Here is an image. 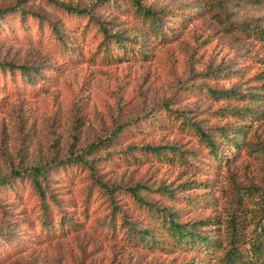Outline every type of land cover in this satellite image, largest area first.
<instances>
[{
    "label": "rangeland",
    "instance_id": "obj_1",
    "mask_svg": "<svg viewBox=\"0 0 264 264\" xmlns=\"http://www.w3.org/2000/svg\"><path fill=\"white\" fill-rule=\"evenodd\" d=\"M57 1L92 12L0 0V264H222L236 185L241 247L264 239L249 195L264 184V0H141L158 27L131 0ZM92 13L122 46L103 49ZM190 123L233 129L238 147L230 137L211 152ZM171 144L184 160L150 150ZM50 162L38 179L58 202L44 208L22 169ZM136 185L159 214L205 222L198 231L219 247L177 245Z\"/></svg>",
    "mask_w": 264,
    "mask_h": 264
},
{
    "label": "trees",
    "instance_id": "obj_2",
    "mask_svg": "<svg viewBox=\"0 0 264 264\" xmlns=\"http://www.w3.org/2000/svg\"><path fill=\"white\" fill-rule=\"evenodd\" d=\"M55 3L59 4L65 11L75 13V14H85V13H91L92 10L89 8L85 7H79L77 5H72L66 2H59L57 0H53ZM132 4L136 6V10L139 12L140 16H143L145 19L149 20L151 23L156 24V20L153 19L154 17V12L150 8L146 7L144 4H142L141 0H131ZM6 10H12V7L6 8ZM5 10V11H6ZM94 19L99 24L100 30L102 32V43L100 44L104 50H108V44L109 43H114L119 46H122V40H121V34L119 32H110L107 26L103 24L101 20H99L98 17L94 16L93 13L91 14ZM158 27V26H157ZM52 30L55 32H58V27H56L55 24H52ZM6 65H14L12 62H6ZM21 69H25L26 66L24 64H20L18 66ZM233 94V92H232ZM232 94L228 95L229 97H233ZM240 116V115H238ZM242 117V116H240ZM155 121L158 119L156 116L154 117ZM191 126L192 123H190ZM197 132H198V137L202 140L205 141V145L209 148L211 152H216L217 149L220 147L221 144V139H229L232 137L231 142H230V149L238 147V142H237V137L235 136V132L233 129L230 128H219L216 129V132L213 135H209V132H205L201 130V128L195 124L193 126ZM233 146V148H232ZM149 148V146H146ZM150 150L153 151L158 157L162 158L165 161H173L178 160L182 161L184 160V155L183 151L187 150H182V148L177 145V144H171V145H164V146H153L150 147ZM225 159H228V155L224 157ZM76 160L82 162V163H87L90 168H91V176L95 177V181L104 188L110 192V195L113 196V191L117 188V186H110L107 184L105 181L101 180L100 178L95 176V170L93 169L91 163H88L87 160L83 158V156H78L75 158ZM58 162H50L49 164H44V165H36L32 166L30 168H23L22 171L31 177L34 186L37 190L38 197L41 199V203L44 208H46L47 203L50 204L49 201H52L54 203H57L54 199V196L50 193L48 195V198L46 197V191L48 186L45 184L43 185L38 177L39 175L46 174L48 172V166H56L58 165ZM17 175H21V170H17L14 172ZM4 179V176H0V181ZM189 180H186L188 182ZM119 187V186H118ZM160 189L162 191H171L168 189V186H161ZM242 187L239 185H236L234 192V201L236 202L237 207L235 206L234 209L230 212V214L227 216L226 224H225V231L230 234V240L228 241V246L222 245L221 248L224 249L223 256L219 258L220 262L222 264H264V258H261V254L264 251V239L258 238L256 240H252L249 242L248 249L246 252H244V249L239 240L238 234H237V224L240 222V218H238V215L240 214L237 209L238 207H241V204L244 205L245 203L247 204V199L245 197H242ZM128 190L133 194V196L138 199L141 203L144 205L148 206L151 212L158 213L156 211H159V208H157L156 204H154L152 201H149L145 199L143 196L139 195L137 193V185L129 187ZM254 190V191H253ZM249 194L252 196V201L255 205H258L256 210H262L260 212L259 217L256 219L257 221H260L262 218V215L264 213V184L259 185V186H253V189H249ZM47 198V200H46ZM245 204V205H246ZM168 209V208H167ZM165 207L161 209V214L158 213V217L160 219L159 225H161L164 229L167 230V233L171 236L173 241L179 245H197V244H203L207 241H211V236L204 235L202 232L198 231V229H203L202 225L205 222L202 221H195L191 222L189 225L185 224L184 222H181L177 220L169 209L167 210ZM58 223L61 224V219L58 220ZM216 222H211V224H214ZM44 224H46V220H44ZM200 227V228H199ZM147 233H151L153 235V243L158 245L159 243L164 242L163 238L158 237L157 231H154L152 228L147 227L145 230ZM262 234H264V228L262 229ZM169 236V237H170ZM264 236V235H263ZM206 245V249L208 248H214V247H219L216 244L210 243ZM239 241V243H238ZM245 240L244 242H246ZM249 241V240H248ZM205 249V250H206ZM189 264H195V260L192 259L191 261L188 262Z\"/></svg>",
    "mask_w": 264,
    "mask_h": 264
}]
</instances>
